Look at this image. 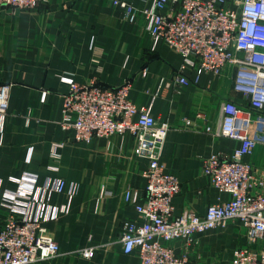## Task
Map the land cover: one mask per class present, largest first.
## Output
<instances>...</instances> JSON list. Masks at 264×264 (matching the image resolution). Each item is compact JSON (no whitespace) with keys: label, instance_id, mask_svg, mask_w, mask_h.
Returning <instances> with one entry per match:
<instances>
[{"label":"crops","instance_id":"0c3cea01","mask_svg":"<svg viewBox=\"0 0 264 264\" xmlns=\"http://www.w3.org/2000/svg\"><path fill=\"white\" fill-rule=\"evenodd\" d=\"M126 1L138 7L154 2ZM145 24L143 17L128 21L111 0H45L31 10L0 6V83L11 84L8 113L0 120V228L11 213L5 196L21 186L35 187L27 213L42 219L59 244L56 255L29 264H139L136 253L123 250L120 234L126 221L142 220L124 192L131 188L146 202L148 160L134 152L128 132L85 142L62 129L68 79L108 86L130 79V98L170 122L161 160L181 183L174 214L193 209L204 215L210 203L229 197L210 184L203 162L214 152L231 153L239 141L205 127L216 131L224 99L242 102L244 96L233 89L228 72L197 78L193 65L184 71L189 83L176 85L181 54ZM199 110L206 120L196 117ZM185 117L196 124L186 126ZM55 142H64L58 155ZM263 158L259 145L245 160L260 164ZM195 236L190 264H229L233 248L247 243L237 220ZM170 244L181 252L182 239ZM87 247L94 248L91 257L80 254Z\"/></svg>","mask_w":264,"mask_h":264},{"label":"built area","instance_id":"2783aa9c","mask_svg":"<svg viewBox=\"0 0 264 264\" xmlns=\"http://www.w3.org/2000/svg\"><path fill=\"white\" fill-rule=\"evenodd\" d=\"M44 1L0 0V6L31 10ZM111 2L124 9L130 22L143 17L153 37L165 39L181 54L176 85L189 83L184 71L191 65L197 78L204 72L220 76L228 72L233 89L245 99H224L216 131L210 125L205 127L210 133L239 141L231 153L214 152L203 162L210 184L227 191L229 197L210 203L204 215L193 209L177 215L173 198L181 183L161 160L165 139L173 128L170 122L156 118L148 105H137L130 98V79L118 86L68 79L59 120L62 129L73 131L74 139L85 142L95 136L128 132L135 141L134 152L148 160L143 172L146 202H140L138 192L131 188L124 192L142 220L124 223L120 234L123 250L136 253L139 264H190L196 233L237 220L246 229L247 243L233 248L229 264H264V158L260 164L245 160L259 145L264 153V0H154L142 7L126 0ZM10 87V83H0L1 121L8 113ZM195 115L207 118L202 110ZM184 124L191 126L196 120L185 117ZM63 145L53 143V154L58 155L57 149ZM63 187L60 180L56 188L61 191ZM37 192L35 187L21 186L5 196L11 213L0 228V264H29L59 252L44 221L27 213ZM52 214L45 218H52L55 212ZM174 239L183 241L180 253L170 244ZM93 253V247L80 251L84 257Z\"/></svg>","mask_w":264,"mask_h":264}]
</instances>
